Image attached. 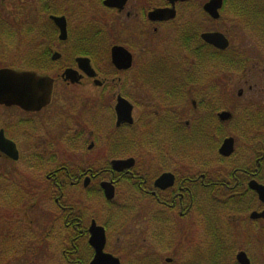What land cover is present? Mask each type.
<instances>
[{
  "label": "flooded vegetation",
  "instance_id": "flooded-vegetation-1",
  "mask_svg": "<svg viewBox=\"0 0 264 264\" xmlns=\"http://www.w3.org/2000/svg\"><path fill=\"white\" fill-rule=\"evenodd\" d=\"M214 1L116 0L108 6L107 0H31L39 18L33 25L23 21L21 29L33 34L31 48L25 38L26 54L0 70L48 77L53 89L41 108L0 103V217H20L23 202L35 208L53 201L60 213L52 211L36 249L48 242L55 251L57 221H63L65 240L76 249L61 252L63 264H90L92 225L105 228L106 253L109 237L107 223L88 217H103L106 205L115 224L143 205V217L153 224L144 239L149 263L173 246L177 218L188 217H227V264H241V253L258 263L264 242V0H223L218 18L210 8ZM19 2L24 13L27 5ZM224 11L223 31L216 25ZM53 17L65 19L64 38ZM214 34L225 37L226 49L208 40ZM116 47L128 59L122 53L114 58ZM105 183L114 189L112 200ZM75 191L83 204L96 201L101 208L83 207ZM10 224L9 234L1 230L0 264H23V230ZM197 258L194 264H202ZM207 258L203 264H212Z\"/></svg>",
  "mask_w": 264,
  "mask_h": 264
},
{
  "label": "rangeland",
  "instance_id": "rangeland-1",
  "mask_svg": "<svg viewBox=\"0 0 264 264\" xmlns=\"http://www.w3.org/2000/svg\"><path fill=\"white\" fill-rule=\"evenodd\" d=\"M19 1L20 0H0V18L4 21L5 27L7 28L6 32L4 30H0V67L8 64H15L16 57L19 58L21 54H26L25 51H27V46L25 45V38L30 40L29 44L31 48V39L33 34L27 33L26 31L22 32L21 29L25 27V25H23V21H25L24 23L26 24L29 23L33 25V23L38 20L39 16L34 11V5L31 0H24V3L27 5L24 13H20V11L18 12L17 6L21 5V2ZM108 17L109 19H116V17H111V15ZM223 18V21L216 26L219 29L222 28L221 30L224 31L225 24L227 25V11L223 12ZM113 20L111 21L113 22ZM4 34L7 36H4ZM215 70L217 72L220 71L218 67H216ZM220 78V76H217V81L221 82ZM221 85H223V83H221ZM40 175L43 177V174ZM39 191L40 196H42L43 193H46V189L42 185L39 187ZM76 193L80 192H72V196L75 197L76 201L83 207H92L96 210L101 208V204L96 201L85 202V204H83L78 199L82 196ZM142 207L143 205H140L139 210L135 211L134 209L133 214H135V216L119 217L118 223L115 224L109 222L110 217H107L106 205H104L103 208V217H88L95 218L100 225H105L107 223L109 243L106 250L109 253L120 257L123 260V264H167L166 259L168 258L174 260L173 264H194L193 260L197 257L199 262H202V264L206 263L208 262L206 260H208V256L210 257V253H214V251H216V247L213 243V232L216 228L215 222H218L219 228L220 226L223 227L221 228L223 231L220 232L224 236V245L227 243V217L177 218L178 232L175 236L171 235L173 236L172 240L174 241L173 246H171V249H168L167 251L165 250L162 253H154L157 259L154 260L153 263H149L145 259L147 251H145L144 239L147 238V230H152L153 224L149 221V217H143V211L141 210ZM21 208L20 217H8L9 220H6L5 217L4 219L0 217V235H2V228L7 230V233L9 234L11 230L10 223H12V225L14 224L15 229L17 227L18 230H23V264H30L32 261H34V264H62L61 252L66 246V240L64 237H60L59 233L55 236V251L51 249L49 252L48 242H46V245L44 244L40 246V248L37 247L36 249V246L34 247V243L37 242V238L43 239V236L45 235L44 233L48 229V221L52 211H54L56 215L60 213L53 201L39 203V205L35 208L32 207L30 202H23ZM96 212L98 213V211ZM217 212L219 211L217 210ZM223 214L224 213L222 212V215ZM58 218L59 217H57V219ZM208 218H210L211 221H208L207 224L204 225L203 220ZM15 219H17V221H15ZM4 221H6V223H4ZM242 242L243 245H240ZM242 242L239 246H237L238 249L243 248L245 243L244 241ZM226 246L227 244L225 247ZM42 247L43 249L41 250ZM38 248L40 252L38 251ZM263 250L264 242L262 243V248L259 250L262 254L259 255L257 264H264ZM149 251L152 252V249ZM252 252L254 255H258V253H256L257 249H252ZM32 256H34L35 260H33ZM11 262L12 260L8 264H11ZM14 262L18 261L14 260Z\"/></svg>",
  "mask_w": 264,
  "mask_h": 264
},
{
  "label": "water",
  "instance_id": "water-1",
  "mask_svg": "<svg viewBox=\"0 0 264 264\" xmlns=\"http://www.w3.org/2000/svg\"><path fill=\"white\" fill-rule=\"evenodd\" d=\"M115 1L116 0H107L106 5L113 6ZM222 6L223 0H215L210 5V8H212V12L215 14L216 18L220 16L219 10L222 8ZM52 19L60 26L62 30V37L64 38L66 36L65 19L58 17H53ZM208 40L221 49L227 48V40L221 34L210 35L208 36ZM113 53L114 58H116L119 53H122L128 59L127 55L129 54L123 48L116 47L114 48ZM81 63L88 64V69L84 68V70L87 72L90 70V73L88 72V74L93 76L94 71L91 66H89V61L86 59H81L79 60V64ZM125 63L126 64L124 65V68H128L130 66V60L125 61ZM66 74L71 78H75V71L73 70H69ZM52 89L53 81L48 77H42L32 72H18L11 69L0 70V103H6L9 105H22L26 109L41 108L50 102ZM122 101L124 104H127L125 100ZM223 116L227 117V114H223ZM221 153L223 155H227V141L221 149ZM103 187L107 199L112 200L114 198V189L110 186V184L107 183H105ZM259 192L264 199V188L260 187ZM90 232L91 238L89 243L95 250V257L90 264H121L119 258L105 252V228L97 226L94 223L90 229ZM238 259L241 264H250L246 254L244 253L239 254Z\"/></svg>",
  "mask_w": 264,
  "mask_h": 264
},
{
  "label": "trees",
  "instance_id": "trees-1",
  "mask_svg": "<svg viewBox=\"0 0 264 264\" xmlns=\"http://www.w3.org/2000/svg\"><path fill=\"white\" fill-rule=\"evenodd\" d=\"M0 30H2V31L4 30L5 32L7 30V28L5 27V23H4V21L1 18H0ZM4 36H7V35L4 34ZM215 223H216V228H215V231L213 232V236H214L213 243H214V246L216 247L215 248L216 251H214V253L210 254L211 255L210 262L212 264H226L227 263V255H226L227 246L225 247V245L227 243H225V245H224V241H223L224 240V238H223L224 236L221 233L223 231V229H221V228H223V227L220 226V228H219L218 222H215ZM65 229L66 228H64L63 221H61V222L57 221L56 230L59 232L60 237H64L65 238V235H66ZM66 242L67 243H66V246H65L64 249H66L68 247L69 249H71L73 251H76V249L70 248L72 246L70 245L68 240H66ZM64 249H62V251ZM63 261H64V255L62 254V264H63ZM77 264H78V262H77Z\"/></svg>",
  "mask_w": 264,
  "mask_h": 264
}]
</instances>
